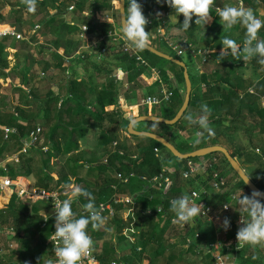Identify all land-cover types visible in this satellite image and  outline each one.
I'll list each match as a JSON object with an SVG mask.
<instances>
[{"label":"trees","instance_id":"16d2710c","mask_svg":"<svg viewBox=\"0 0 264 264\" xmlns=\"http://www.w3.org/2000/svg\"><path fill=\"white\" fill-rule=\"evenodd\" d=\"M229 1L215 0L211 9V21L205 26L196 25L194 16L187 31L182 27L183 15L176 17L175 10L169 8L173 23L168 29L178 31L172 37H177L178 41L186 39L187 44L191 43L196 48L209 46L212 53L206 65L208 69L199 79L193 69L189 68L193 93L187 111L177 123L170 125L143 121L148 127L157 128L153 132L168 139L182 153L219 144L213 134L203 131L185 118L197 103L208 100L211 109L209 117L212 118L219 106L223 109L222 114L212 120L211 125H221L229 117L235 123L245 121V107L249 106L250 100L258 105L259 93L264 92V65L258 62L261 59L259 56L248 61L242 58L235 60L232 56H218L222 48L221 40L225 36L242 46L246 35V29L240 24L231 30L223 29L216 16V8H222ZM243 3L264 21V0H243ZM73 4L74 9L69 11L68 8ZM113 7L111 0H37L36 11L30 13L21 0H0V22L11 24L26 37L24 40L11 36L0 38V77L12 79L7 87L0 82V125L16 130L6 135L0 129V160L13 154H18L19 157L18 160L8 161L6 171H0V174L11 178L28 177L32 179V187L56 190L63 199L67 198L66 193L72 187H82L92 193L97 208L102 203H114L118 196H131L132 203L114 205V216H103L107 227L112 229L111 234H107L104 225L95 230L91 224L88 226L87 231L93 240L92 247L103 264L114 259L128 264H215V256L204 248L213 240L210 233H214L211 226L203 224L207 219L198 216L189 225L182 226L181 222L176 221L170 205L172 199L192 192L195 184L193 177L185 179L183 171L188 161H195L200 157L180 159L160 142L147 136L131 135L135 143L123 141L120 137L118 113L107 109L118 102L122 92L120 84L124 80L117 73L113 74V70L101 77L103 69L111 60H117V66L129 69V86L125 92H136L139 76L143 71L140 62L121 46H111L101 61L97 60L95 54L85 52L84 58L68 63L64 56L68 53L67 47L65 53L58 52V48L66 46L67 42L77 45L81 43L79 38L83 25H87L89 31L100 34L112 29V24H98L83 12L105 14ZM116 16L120 23L119 9H116ZM173 18L176 20L173 21ZM36 26L39 27L35 30ZM258 38L264 40V27L259 30ZM8 48L17 49L16 64L9 72L6 71L10 65ZM158 49L181 59L167 45L158 46ZM137 52L159 70L164 80H169L168 71L174 74L178 87L173 97L170 101L157 105L161 107L160 116L172 119L184 101V68L146 49ZM37 65H42L43 72L57 74L55 87H51L42 96L36 88L37 80L41 79L35 69ZM77 65H83L85 71L81 79L76 76ZM69 68L73 72L71 76L67 74ZM203 82L206 85L204 87ZM10 92L18 95L17 102L9 101L7 95ZM216 94L220 98L216 99ZM37 102L39 106L35 112L33 105ZM199 111L201 114V110ZM258 114L263 118L264 109ZM106 120H109V124L103 126ZM38 126L42 129L41 140L48 146V150L44 151L39 144L31 147L27 153H22L25 140ZM93 131H97L98 142L94 145L96 150L88 156L90 151L85 150L81 142ZM197 132H203L202 136L197 137ZM192 133L196 138L191 136ZM155 148L167 151L178 164L173 169L167 168L165 160L160 154H156ZM100 150L101 156L98 155ZM232 155L237 156L235 153ZM209 156L211 160L202 166L207 173L212 172L213 167L221 171L227 167L232 170L246 194L251 195L252 191L224 154L215 152ZM214 157L220 158L216 165L212 162ZM164 169L171 176V182L163 183L162 187L153 185L151 178ZM118 172L124 176H134L123 182L117 177ZM255 183L264 190L263 185ZM229 194L230 192H224L221 202L227 200ZM0 196L4 203L0 208V226L3 230L6 229L0 234L1 246L6 249L5 254H0V264H47L49 259L53 260V241L50 238L55 231V217L51 216L52 204L42 200L24 201L18 197L16 190L11 189L0 193ZM261 202L264 203V200L261 199ZM85 203L87 200L83 197L73 203L72 208L77 216L86 214L82 208ZM160 204L164 209L157 212L156 208ZM150 208L154 210L147 213ZM124 211H129L127 217L123 216ZM47 217L48 221L44 226ZM238 228L230 220V227L221 237L224 253L237 251ZM127 231L135 237L128 246ZM197 232L199 237L196 236ZM257 246V251L251 245L243 246L245 252L242 264H264V246Z\"/></svg>","mask_w":264,"mask_h":264},{"label":"crops","instance_id":"0c3cea01","mask_svg":"<svg viewBox=\"0 0 264 264\" xmlns=\"http://www.w3.org/2000/svg\"><path fill=\"white\" fill-rule=\"evenodd\" d=\"M112 4L114 6L113 9L110 12L105 13V15H109L108 19L111 22L112 20H114L118 28L121 29V24L117 22V18H116L117 17L116 9H119V3L117 4L112 3ZM228 4L237 5V1L230 0ZM142 11L144 13L143 8H142ZM105 15L104 13H100V14L98 13L96 14V16L94 15H86V16L91 17L92 19L95 20V22H98V24L109 23ZM174 20L176 19L173 18V21ZM171 21H172V18H171ZM172 23L173 22H171V24ZM147 27L148 26L146 25V31H150V44L155 46L157 49H158V46H162V45L168 46V44L166 43L164 39L156 36L153 30H151L149 27L148 29ZM168 33H169L171 40L176 41L180 45H185L184 41H186V39H184L183 41H178L177 37L175 38L172 37L173 35L177 34L178 31L176 32V30L174 29H168ZM99 34L100 33H97V32L93 33L88 30V33L86 34L85 38H82L80 36L79 38L81 40L80 44L77 45V43L67 42L66 46L61 45V47L58 48L59 49L58 52L61 54L65 53V50L67 47L68 53L67 55H64V56H65V60L68 63H70L74 59H78L82 57L77 54L78 51H83L84 53L90 52L88 49V45L92 43V41H94ZM108 44L110 48L111 46H114L112 42H108ZM204 47H208L210 49L209 46H204ZM168 48L171 49L169 46ZM8 49L10 50L9 56L12 57L11 51L13 52L14 48H8ZM174 52L176 53V51ZM183 56H186L188 58L190 62L189 64L186 59L182 58ZM179 57H181V59L186 63V65L188 66V70L189 68L193 69V71L197 75L196 78L199 79V77H201L204 74L206 69H208L206 68V65L208 64V60L211 57V55L205 63H202L200 62L199 57H196L190 49L185 47L184 54ZM12 59L13 58H9L10 65L6 69L7 72H9L16 64V62L13 61ZM97 60L101 61L103 60V58L102 59L97 58ZM117 63H118L117 60L115 59L111 60V63L110 64L108 63L109 65H107L103 69V72L101 73V77H105V75H108L107 72L110 73L111 70H113V74L117 73L118 77L121 80L122 79L124 80L122 85L120 84V88L122 89L121 90L122 92H120L118 102L114 105L107 107V109L113 110L118 113V118H120V123H121V130H120L121 139L123 141H128L129 143H135V140L131 137V135H136V134H131L129 131V124L131 120L133 118L143 116V115H154V116L161 115L160 114L161 107L159 106L151 107V106L144 105L141 103L142 99L147 95H160L161 93L160 90L162 88H172L175 91V89H177L178 87V83L174 81V74L171 71H168L169 80H164L163 77L160 75L159 70L156 67L152 66L150 63H148V61H147L148 63L147 66L140 62V66H142L143 71L141 72L139 76V81H138L139 84H137L136 92H125L129 86V81H128V70L129 69L128 68L125 69L124 67L117 66L116 65ZM84 72L85 71H84L83 65H80V66L77 65L76 76L78 79H81L84 76ZM67 74L70 76L73 74L71 68L67 70ZM0 79L12 80L10 77L9 78L0 77ZM10 83L6 85H3V84L2 85L4 87H7ZM204 86L206 85L203 82L202 87ZM192 93H193V90H192ZM240 94H243V92H241ZM259 94H260V99L257 102L258 105L253 104L252 100H250L249 106L245 107L244 113L247 115V117H245L244 119L245 121L241 120V121H236L234 123L231 121L229 117L227 119H224L223 124L221 125H216L215 123L211 125L212 120L218 118L223 112V109L219 106L217 108V111L215 112V116H213V118L209 117V126L213 130L214 137H216L218 140V143H219L218 145L226 147L231 152V154L235 153L237 155L235 158L239 161L241 166L245 169L249 177L252 180H255L256 182L264 186V177H263L264 176V142L262 141L264 140V117L262 118L258 114V112H261L262 109H264V92H261ZM215 98L216 99L220 98V95L216 94ZM208 102H209L208 100L207 101L202 100V103H197V106L195 108H192L191 114H193L194 116L200 115V111H199L201 110L200 106L202 104H206L209 107ZM108 124H109V120H106L103 123V126H108ZM134 129L137 131L153 132L157 128H150L148 127V125H146V123H143V121H139L134 124ZM181 134H183V136H186L185 133H181ZM97 135H98L97 131H93L84 141L81 142V144L83 145V148L85 147V150L90 151L87 154L88 156H91L93 150H95L94 145L98 142ZM138 136H142V135H138ZM191 136H193V138H196L193 133ZM257 149H259V151ZM98 153H99L98 154L99 156L102 155L101 154L102 151ZM159 154L161 158L165 160V164L167 168L173 169L178 164V162L174 158H171V156L168 154L167 151L159 150ZM209 155L210 154L205 155V156H200L198 160L194 161L198 167V171H197L198 173L196 176H193V180L195 182L193 189H200L205 199H207L215 207H218L222 203L229 201L231 199V194L233 193L238 194V197H240L241 193H242V196L247 195L245 190L241 188V186L239 185L238 180L237 178H235V175L232 172V170L228 169L227 167H225L224 171H221L220 169H218L227 179L226 188L222 192L220 191L218 192L212 188L211 186V173L212 172L207 173L206 170H204L202 167L205 162H208L209 160H211V156ZM10 157L11 155L6 156V159L4 161H6V163L10 161ZM219 160L220 158L214 157L212 162H214L216 165L219 162ZM18 177H20L18 181L19 185L23 186L24 188H28L32 186V179L25 177V176H18ZM224 192L225 193L230 192V194L227 200L225 199V201L221 202V198L223 197V196L221 197V195H223ZM3 205L4 203H3L2 197L0 196V208L3 207ZM231 206L232 207H231L230 212L220 214L219 219L215 221H209V220L204 221L203 224H207L209 227L211 226L212 229H214V233L212 232L210 233L211 236H213L212 237L213 240L211 241L216 240L217 237L223 236L225 230L221 225L225 217H227L229 221L233 220L235 224L238 225L239 227L242 226L240 223L241 214L237 210L238 202L233 201ZM127 215H128V211H124L123 216L127 217ZM104 227L107 231V234L112 233V229H109L106 224H104ZM126 234L129 237V239H127L128 242L126 243L127 244L126 246H128L130 245L131 242L135 240V237L131 236L130 231H127ZM243 248H244L243 246L239 245L237 247L236 252L228 253L229 264H242L243 262L242 255H243V252H245ZM258 249H259L258 246H255V251H257Z\"/></svg>","mask_w":264,"mask_h":264},{"label":"clouds","instance_id":"9594fccd","mask_svg":"<svg viewBox=\"0 0 264 264\" xmlns=\"http://www.w3.org/2000/svg\"><path fill=\"white\" fill-rule=\"evenodd\" d=\"M160 2L161 0H157V3ZM214 2L215 0H166L168 6L175 10L176 17L179 14L183 15L182 27L185 31L190 28V22L194 16L196 25L208 24L212 19L211 9ZM21 3L27 7L28 12L36 11L37 0H21ZM118 3L122 13L120 29L122 39L136 51L145 50L150 44V31H146L149 21L142 11L141 4L137 0H125L127 7L122 8L121 0H118ZM216 14L223 29L231 30L237 24L246 29L242 46L234 39L225 36L221 40L222 48L218 56L222 58L232 56L235 60L242 58L244 61L259 56L261 59L258 62L264 65V40L258 38L259 30L264 27V21L256 16L253 9L246 7L243 0H240L238 5L226 4L222 8H216ZM156 15L159 16L160 13L157 12ZM105 17L111 24L108 17L106 15ZM86 28L87 25L84 26V32ZM212 51L214 52L215 49L213 48ZM241 52L243 57H241ZM210 115L211 109L206 104H202L200 115L194 116L189 113L185 118L189 123L198 125L203 131L214 134L209 126ZM202 134L203 132L196 133L197 137ZM242 179L244 184H247L250 177L243 174ZM66 197L63 200L54 198L55 231L50 240L55 242L54 253L57 259L55 261L49 259L47 264H81L82 258L89 254L93 246L92 237L87 231L88 226L91 224L95 230L105 224V218L102 216L103 210L95 205L92 193L76 186L66 193ZM81 197L87 200V203L82 205L86 214L77 216L72 205ZM261 197H264V193L256 190H253L250 196L240 194L237 210L241 214L242 226L236 233L240 246H264V203L261 202ZM170 205L171 211L175 213L176 221L184 225L192 223L203 209V205L193 203L188 194L172 199ZM221 226L224 230H228L230 221L227 217L223 219Z\"/></svg>","mask_w":264,"mask_h":264},{"label":"built area","instance_id":"2783aa9c","mask_svg":"<svg viewBox=\"0 0 264 264\" xmlns=\"http://www.w3.org/2000/svg\"><path fill=\"white\" fill-rule=\"evenodd\" d=\"M89 2H95L96 0H88ZM237 5L239 4L240 0H236ZM112 3H118V0H111ZM138 3L141 4L142 8L144 9V15L148 18L149 23L147 26L153 30V32L156 34V36L161 37L166 41L168 46L176 51V53L179 56H182L185 52V47L190 49L192 53L196 56L201 58L202 63H205L208 58L211 55V51L208 47H198L196 48L191 43H188L186 41L185 45H180L176 41H173L170 39L168 28L171 24V13L169 11V6L166 3V0H161L160 3H157V0H137ZM75 7V4L71 5L68 10L71 11ZM157 12L160 13L159 16H157ZM84 15H94L96 16V13L90 12V11H84ZM109 17V15H106ZM100 22V21H99ZM112 29H110L107 33H102L97 36V38L92 41L88 45V49L90 53H93L97 56L98 59H102L104 55L107 53V51L110 49L108 42H112L114 46H121L125 52H129L130 55H133L136 57V59L141 62L144 65H148L147 61L138 54L136 50H134L124 39H122V33L120 31V28H118L116 22L112 20ZM84 26H82V33L81 37L85 38L86 34L88 33V26L86 28V31L84 32ZM39 26L35 27V30ZM163 29V31H162ZM11 36L14 37L17 40H24L26 37L23 35V33L17 31L11 24L0 22V38ZM77 54L79 56H84L83 51H78ZM12 58V57H8ZM1 84L6 85L11 82V80L6 79H0ZM160 95H147L145 96L141 103L147 106H157L161 103L168 102L171 100V98L174 95V90L172 88H162L160 90ZM0 129L4 130L5 134L8 135L10 133L15 132L16 130L13 128H10L5 125H0ZM42 129L40 126H38L36 129L32 130L29 134V137L25 140L24 145L21 149L22 153H27L29 149L33 146H38L39 144L42 145V149L44 151L48 150V146H45L43 144V141L41 140V134ZM116 143V142H115ZM259 151V149H257ZM156 154L159 156V148H155ZM122 153V152H121ZM18 154H13L10 157V160H18ZM6 161L0 160V171H6ZM198 167L195 164L194 161H188L187 167L183 171V177L185 179H190L193 176H195L198 172ZM130 176H134V174H131ZM130 176H124L121 172H118L117 177L123 181L127 182L130 178ZM264 177V176H263ZM19 178H11L9 175L6 174H0V193L6 191L7 189L16 190L18 197L24 201L26 200H32V201H46L50 202L52 204V213L51 216L55 217L54 209H53V203L54 198H58L60 200H63V198L60 196V193L58 191H48L44 188L39 187H28L24 188L23 186L19 185ZM143 179H146L145 176L142 177ZM171 182V176L165 173V169L160 173L151 178V183L155 186L162 187L163 183L168 184ZM211 186L214 190L222 192L226 186H227V179L226 177L218 170L213 168L211 173ZM14 187V189H12ZM190 199L193 203L199 205H203V209L199 217L205 218L209 221H215L220 218V214L230 212L231 210V204L233 201L238 202V194L233 193L231 194V199L229 201H226L222 203L220 206L215 207L212 203H210L205 197L203 196V193L200 189H193L192 192L189 194ZM133 198L131 196H118L114 199V203H102L100 204V208H102V216L105 218L112 217L116 214V209L114 207L115 204H130L132 203ZM224 206H228L225 208ZM163 205L160 204L157 206L156 211L162 212L163 211ZM154 209L150 208L146 212L152 213ZM129 214V211H128ZM48 218V217H47ZM48 219L45 220L44 226L46 225ZM182 226H186L182 223ZM5 228V227H4ZM6 230V229H5ZM5 230L0 226V234L3 233ZM54 234V233H53ZM199 232L196 233V236L199 237ZM54 243L53 242V261H55L57 258L54 253ZM223 242L221 237H217L216 240L211 241L207 245H205V249L207 252L213 254L215 256V264H229V256L228 253H224L223 251ZM6 253V249H4L1 246L0 242V254L3 255ZM81 264H103L99 260L98 256L94 252L93 247L91 248L88 255L82 258ZM107 264H128L122 260L114 259L110 263Z\"/></svg>","mask_w":264,"mask_h":264},{"label":"water","instance_id":"95a60500","mask_svg":"<svg viewBox=\"0 0 264 264\" xmlns=\"http://www.w3.org/2000/svg\"><path fill=\"white\" fill-rule=\"evenodd\" d=\"M121 4H122V8H126L125 0H121ZM119 14H120V24H121L122 13L120 11V6H119ZM146 50H148V51H150V52H152V53H154V54H156L162 58L170 60V61H172V62H174V63H176V64H178L184 68L186 92H185V97H184V101H183L181 108L179 109L177 114L172 119H167L164 117L154 116V115L139 116V117L133 118L131 120V122L129 124L130 133L136 134V135L151 137V138L157 140L162 145H164L167 149H169L176 157L181 158V159L191 158V157H200V156H205V155L215 153V152H221L227 158L228 162L231 164L232 168L235 170V172L239 175V177L241 179H242L243 174L248 175L247 172L245 171V169L239 163V161L224 146L212 145V146L199 148V149L194 150V151L189 152V153H182L168 139H166L162 135L156 134L153 132H148V131H137L134 129V124L136 122H139V121H155V122H161V123L170 124V125L177 123L183 117V115L185 114V112L187 111V109L189 107V104L191 101V96H192V90H193V84H192V80H191L190 73L188 70V66L186 65V63L182 59L176 58V57H174V56H172L166 52H163V51L157 49L152 44H149V46L146 48ZM246 185L251 191L256 190V191H260L261 193H264V190L261 189L251 178L249 179V183H247ZM12 189H14V187ZM261 199L264 200V197H261Z\"/></svg>","mask_w":264,"mask_h":264},{"label":"rangeland","instance_id":"374dc122","mask_svg":"<svg viewBox=\"0 0 264 264\" xmlns=\"http://www.w3.org/2000/svg\"><path fill=\"white\" fill-rule=\"evenodd\" d=\"M44 41V40H43ZM44 42H46V40L44 41ZM36 46V45H35ZM36 48H37V46H36ZM14 51L12 52L11 51V56H12V60L13 61H15L16 62V50L17 49H13ZM8 51L10 52V50L8 49ZM10 55V54H9ZM183 59H186L187 60V62H188V64L190 63L189 62V60H188V58L186 57V56H183L182 57ZM200 59V61H201V58H199ZM36 71H37V73L38 74H40L41 75V77H39V78H41L40 80H37V83H36V88L39 90L38 92L39 93H41L40 95H44L47 91H49L50 89H51V87L52 88H54L55 87V80H56V76H57V74L56 73H52L51 74V72L50 71H48V72H43L42 71V65H37L36 66ZM8 96V98H9V101H13V102H17V99H18V95L17 94H13V93H9V95H7ZM38 106H39V104H38V102L37 103H35L34 105H33V109H34V111L35 112H37L38 111ZM95 150H96V148H95ZM94 151V150H93ZM101 151V150H100ZM99 151V152H100ZM121 249V248H120Z\"/></svg>","mask_w":264,"mask_h":264}]
</instances>
